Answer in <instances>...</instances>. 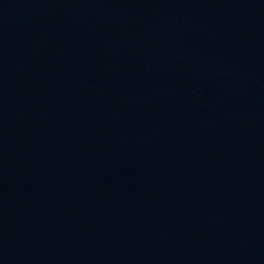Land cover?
<instances>
[{
	"label": "water",
	"instance_id": "95a60500",
	"mask_svg": "<svg viewBox=\"0 0 264 264\" xmlns=\"http://www.w3.org/2000/svg\"><path fill=\"white\" fill-rule=\"evenodd\" d=\"M0 45L264 135V0H0Z\"/></svg>",
	"mask_w": 264,
	"mask_h": 264
}]
</instances>
